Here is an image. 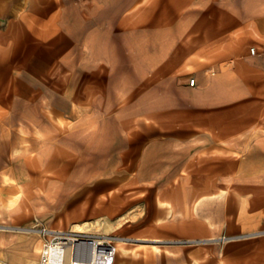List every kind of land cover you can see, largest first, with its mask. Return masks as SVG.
Listing matches in <instances>:
<instances>
[{"label": "rangeland", "instance_id": "rangeland-1", "mask_svg": "<svg viewBox=\"0 0 264 264\" xmlns=\"http://www.w3.org/2000/svg\"><path fill=\"white\" fill-rule=\"evenodd\" d=\"M152 2L58 0L70 12L61 14L59 40L54 46L45 44L44 57H59L60 93L51 92L56 80L47 79L43 97L28 104L34 109H19L20 100L14 97L16 107L0 120V232L40 238L34 229L41 225L69 229L75 220L106 218L115 223L111 235L123 238L130 252L117 253L115 264H162L176 256L175 248L208 250L253 233L149 232L164 225L148 222L149 213L161 205L156 187L181 177L159 173L158 167L169 168L170 160L148 155V148L165 136L181 135L192 146L189 172L213 167L210 182L221 181L228 189V178L231 184L248 179L249 188L261 183L264 193V94L252 95L249 111L239 107L247 98L235 103L240 111L221 112L225 120L217 128L163 127L149 116L146 57L154 45L148 34ZM99 61L104 64L102 80L94 78L101 76L95 68ZM188 70L190 76L192 67ZM90 77L93 84H102L86 95ZM195 97L187 96L183 108L194 109L189 101ZM228 118L236 122L234 127L226 126ZM244 119L253 125L246 126ZM204 134H214V141L203 142ZM213 148L217 154L210 157L207 152ZM253 173L260 175L251 184ZM184 177L191 181L195 176Z\"/></svg>", "mask_w": 264, "mask_h": 264}, {"label": "crops", "instance_id": "crops-1", "mask_svg": "<svg viewBox=\"0 0 264 264\" xmlns=\"http://www.w3.org/2000/svg\"><path fill=\"white\" fill-rule=\"evenodd\" d=\"M69 12L70 8L60 7L58 0H0L2 122L1 118L5 119L17 105L14 97L20 100L19 109H34L28 104L43 97L48 87L45 80L55 79L51 92L60 93L59 57L45 60L44 46H54V41L59 40L60 16ZM148 14L149 42H154L146 57L148 114L160 125L217 128L224 124L221 112L249 111L253 107L252 95L264 94V0H154ZM251 46L260 52L252 54ZM189 67L193 72L190 76ZM95 68L101 76L94 78L102 80L103 62L99 61ZM193 77L195 85L190 84ZM92 79L85 83L86 95L102 84H93ZM190 95L196 96L189 101L196 107L183 108ZM242 99L246 101L239 104L241 109L237 108L235 103ZM244 121L246 126L253 125L251 119ZM225 124L234 127L236 122L228 118ZM204 136L203 142L214 141V134ZM182 137L165 136L148 148V155L170 160L169 168L158 167L159 173L181 176L156 187L161 205L149 213L148 222L164 225L158 230L149 228V232L171 236L253 233L208 250L175 248L176 256L162 264H264V232L256 231L264 228L261 183L251 189L248 179L231 184L228 178L226 189L221 181L210 182L207 175L215 173L213 167L189 172L188 152L192 146L189 148ZM208 146L201 151L205 153ZM214 150L207 155L216 156ZM253 175L251 184L260 174ZM184 176L195 177L189 181ZM6 201L4 196L5 204ZM39 242L33 234L0 232V264L36 263Z\"/></svg>", "mask_w": 264, "mask_h": 264}, {"label": "built area", "instance_id": "built-area-1", "mask_svg": "<svg viewBox=\"0 0 264 264\" xmlns=\"http://www.w3.org/2000/svg\"><path fill=\"white\" fill-rule=\"evenodd\" d=\"M250 50L252 54L260 52L256 46H251ZM261 53L264 54V48ZM195 83L196 78H191L190 84L195 85ZM56 229L58 228L43 225L34 229L39 231L37 234L42 244L39 264H63L64 260L66 263L68 261V264H114L117 257L114 236L92 230ZM52 246L62 249L61 260L51 258Z\"/></svg>", "mask_w": 264, "mask_h": 264}, {"label": "bare ground", "instance_id": "bare-ground-1", "mask_svg": "<svg viewBox=\"0 0 264 264\" xmlns=\"http://www.w3.org/2000/svg\"><path fill=\"white\" fill-rule=\"evenodd\" d=\"M114 221H110V220H107L106 218H97V219H91V220H83V221H80V220H75L73 221L72 223V226H71V229L72 230H83V231H89V230H102L104 231L106 235H109V236H113V234L111 235V231L114 230L115 228V225H114ZM56 230H63V228H58ZM36 232V231H34ZM99 232V231H98ZM36 233H39L36 232ZM40 239V238H39ZM158 240V239H156ZM125 240L123 238H116V251L117 253H120V255H123V256H128L129 255V248H127L124 244H125ZM158 247V246H157ZM42 249V244H41V240L39 242V244L37 245V248L35 250V252H40ZM61 250L59 247H56V246H52L51 248V258L55 259V260H61ZM40 255V254H39ZM40 257L38 259V261L34 264H39L40 262ZM116 262V260H115ZM114 262V264H115ZM63 264H68V261L67 263L63 262Z\"/></svg>", "mask_w": 264, "mask_h": 264}]
</instances>
